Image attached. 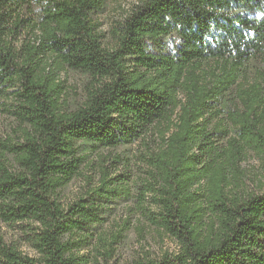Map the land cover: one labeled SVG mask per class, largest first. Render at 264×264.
Instances as JSON below:
<instances>
[{"label":"trees","instance_id":"obj_1","mask_svg":"<svg viewBox=\"0 0 264 264\" xmlns=\"http://www.w3.org/2000/svg\"><path fill=\"white\" fill-rule=\"evenodd\" d=\"M105 4L0 0V108L15 124L0 138V221L20 224L37 253L0 236V264H85L78 251L130 183L105 168L64 207L75 143L127 145L165 122L147 157L155 209H142L179 250L135 264H264V186L243 191L237 175L249 152L264 157V71L248 75L264 64V0H137L110 49L92 22ZM65 68L90 77L69 111Z\"/></svg>","mask_w":264,"mask_h":264},{"label":"rangeland","instance_id":"obj_2","mask_svg":"<svg viewBox=\"0 0 264 264\" xmlns=\"http://www.w3.org/2000/svg\"><path fill=\"white\" fill-rule=\"evenodd\" d=\"M136 1L106 0L104 10L93 15L92 22L101 36L102 47L110 49L114 46V28ZM205 67L210 68L209 64ZM263 71V60L259 59L253 66L250 65L248 75L260 77ZM60 80L65 87L62 111L81 106L90 77L65 68L60 72ZM162 124L150 126L141 138L127 145L94 147L82 141L75 143L76 156L82 158V162L77 173L59 190V200L64 207L91 192L101 180L105 168L110 169V176L127 173L130 183L119 197L105 205L104 221L93 232L89 244L78 251L84 256L85 264H135L136 261L158 259L165 253L179 250L177 240L152 224L142 209H155L151 204V194L145 193L144 188L154 182L147 157L157 150L159 130L167 123ZM14 127L13 118L0 108V138L12 134ZM237 175L243 191L257 192L264 186V157L249 152L239 165ZM19 225L0 221L3 242L14 246L22 255L36 257V250ZM118 233L119 237L115 238Z\"/></svg>","mask_w":264,"mask_h":264}]
</instances>
